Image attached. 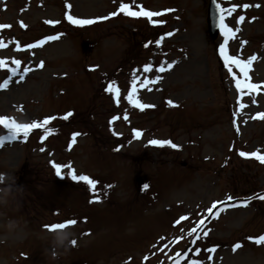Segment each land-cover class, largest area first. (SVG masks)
Returning a JSON list of instances; mask_svg holds the SVG:
<instances>
[{
	"label": "rangeland",
	"instance_id": "1",
	"mask_svg": "<svg viewBox=\"0 0 264 264\" xmlns=\"http://www.w3.org/2000/svg\"><path fill=\"white\" fill-rule=\"evenodd\" d=\"M122 1L0 0V25L10 26L0 29L6 45L0 48L5 62L0 82L9 81L0 89V116L18 123L74 112L72 120H65L70 125L41 143L36 137H19L0 147V172L13 173L17 185L24 186L18 206L0 205V264H264V244L249 239L264 234V200L237 207L219 204L215 218L206 211L229 196L235 202L264 194V164L238 154H264V119L256 117L264 113V0H218L222 7L249 4L224 21L234 30L239 27L229 39L228 53L242 60L256 57L247 74L261 87L242 93L236 92L219 57L222 35L214 42L207 35L208 0L132 1L135 10L139 4L149 11L171 10L153 17L164 20L155 26L144 17L131 24L117 22V17L103 25L73 26L64 16L105 17ZM239 15L245 19L237 26L234 18ZM167 32L173 35L157 48L155 39ZM56 33L63 35L25 47ZM149 41L150 52H144L141 45ZM13 59L21 61L15 74L10 71ZM161 62H166V71L156 73ZM145 63L152 65L149 73L142 70ZM25 67L30 71L21 81ZM133 70L140 78L137 98L153 110L134 113L124 99ZM233 73L238 75L235 67ZM157 75L161 79L155 84L139 87L145 77ZM111 80L120 88L117 107L104 90ZM238 97L246 107L233 116ZM125 113L132 115L128 122L116 119L110 131L108 121ZM70 127L83 133L71 148ZM134 128L142 133L138 139L129 136ZM151 139L171 140L179 147L154 146L148 143ZM50 161L70 164L76 174L95 179L99 201L89 203L94 194L87 185L73 181L67 168L57 176ZM138 177L147 188L137 186ZM181 216L186 219L179 220ZM10 218L18 221L13 231L6 227ZM67 218L77 220L68 226L76 243L53 257V230L45 225ZM202 219L204 227L188 235ZM236 243L240 247L233 251ZM211 248L215 251H205Z\"/></svg>",
	"mask_w": 264,
	"mask_h": 264
},
{
	"label": "snow or ice",
	"instance_id": "2",
	"mask_svg": "<svg viewBox=\"0 0 264 264\" xmlns=\"http://www.w3.org/2000/svg\"><path fill=\"white\" fill-rule=\"evenodd\" d=\"M213 3L215 4L217 11H218V28L220 30V33L223 37V42L219 44L218 52H219V57L223 60L225 68L228 69V73L231 76L232 80L234 81L235 89L237 93H242L245 89L248 92H254L257 90L261 85H258L256 83H252L250 81V78L248 77V68L251 62L256 59L255 56L248 57L246 60L240 59L237 55H230L228 53V42L230 38H233L235 35V32L239 31V27H236L235 30L233 27H230L227 23H225V18L226 16H231L232 13L236 12L237 7H242L244 9H247L249 7V4L244 3V4H232L230 7H222L220 3L217 2V0H213ZM66 8H70V5L66 4ZM135 8H138L139 10H133V6H131L128 3L121 2L119 4V7L108 14V16L105 17H97L94 19H82V18H77L73 15H70L68 12H65L64 16L67 22L73 26H86V25H92L96 23L98 20H106L110 17L117 16L119 13H123L125 16L128 17H133V18H140L144 17L147 18V21L149 24L156 25V24H163V20H153V17H160L163 15V12L171 11L170 9H165L163 11H149L146 10L145 8L141 7L140 5H135ZM235 19V24L238 26L241 21H243L245 18L242 15H239L234 18ZM46 24H52L55 25L59 23V21H53V20H46L44 21ZM21 27H25L23 22H20ZM10 27L9 25H0V29L2 28H7ZM63 33H56L54 35H47L43 37V39H38L35 41V43H30L26 44V48H36L39 47L43 44H45L48 41H53L58 39ZM173 35L172 32H167L162 34L159 38L155 39L154 44L157 48L160 47L163 39L166 36H171ZM152 43V41H149L148 43H145L144 47L147 48L148 44ZM243 43V42H241ZM5 43L0 37V48L5 47ZM17 48H19V44H17ZM15 67L11 68L10 71L15 74L17 70L20 67L21 61L18 59H13L11 62ZM42 63L37 65V67H42ZM166 62H161L160 66L155 68L156 73H162L166 71V68L164 66ZM176 63V61H172L171 63H167V69H171L173 65ZM5 62L4 60H0V67H4ZM233 67H235L238 70V75L236 73H233ZM142 70L144 73H149L152 71V65L150 63H145L142 66ZM30 71L29 68L25 67L23 69V74L19 76V80H24L25 75ZM161 77L159 75L155 76L153 79L148 80L147 77H145L144 82L139 84V87L143 88L146 87L147 84H155L158 80H160ZM140 80L139 76L136 74V70H133L131 79H130V84L131 87L127 90V95L124 97V99L127 100L128 104L131 106H134L135 108L139 110H144L145 108L153 107V105L149 104H144L141 103L140 99L137 98V83ZM9 81L5 80L3 82H0V89L5 88L8 85ZM106 92H109L112 94V99L119 102V97H120V88L117 86L115 80H111L106 88L104 89ZM151 88H148V91H151ZM169 106H174L173 102L171 100L167 101ZM237 108L236 111L233 113V116H236L237 113L240 111L241 108L246 107V105L240 103L239 97L237 98ZM253 103L255 101L253 100ZM71 112H67L62 119L67 120L69 116H71ZM256 117L264 119V113H257ZM255 118V117H254ZM56 119V117H45L42 121H36L33 120L31 123H17L14 119L8 116H0V126H2L3 129L7 130V135H0V147H2L5 143V141L11 142L19 137H23L24 139H27L29 136V133L31 130L40 128L42 130V135L40 136L41 141L46 139V137L50 134L53 133L54 129L47 127L50 121ZM118 119V117L113 116L109 121V130L112 131L111 125L114 120ZM124 119L127 120L128 116L127 113L124 115ZM236 121L233 120V124L235 125ZM80 133L74 132L72 133V140L69 143V148H71V144L75 142V138L79 136ZM113 135H118L113 131ZM142 135L141 131L137 129L132 130V138L133 139H138ZM149 144L158 146V147H163V146H169L171 148H178L179 146L174 144L171 140H161V139H151L148 141ZM41 151H43V148H41ZM241 157L245 158H255L257 161H259L261 164H264V154H260L259 151H253V152H245V151H240L238 153ZM53 169H55V174L57 176H61V169L67 168L68 169V176L73 180V181H78V182H83L84 184L87 185L88 191L92 192L94 194V200H90L89 203L92 202H98L99 201V195H96V188H97V181L87 175L83 174H76L75 170L72 168L70 164H60L56 162L50 161ZM145 188L148 186L145 185ZM251 199H261L264 200V194H260L258 197H248L247 199H240L239 201H234V198L229 196L227 197V202L223 201H214L210 207L206 209L207 213L210 214V218H215L218 215V212H214V209L217 208L218 204H222L225 207H237V206H246L248 201ZM186 217L181 216L179 220H184ZM179 221H176L178 223ZM205 220H198L196 227L191 229L188 233V235L194 234L198 229L203 228L205 225ZM77 223V220L74 218H67L63 222L59 223H52L50 225H45L46 228L49 230H55V229H60V228H66L70 225H74ZM208 231L203 232V236H207ZM161 240L164 238L161 237ZM249 239H253L256 244H264V234L256 236V237H249ZM175 242V241H173ZM76 241H73V244L75 245ZM240 247L239 243H236L233 245V251H235L237 248ZM193 251L199 252V249H194ZM205 251L211 253L215 251V248L211 249H205ZM180 254H177V260L179 261ZM212 256H208V260L211 261ZM187 264H204L203 261L201 260H189Z\"/></svg>",
	"mask_w": 264,
	"mask_h": 264
},
{
	"label": "clouds",
	"instance_id": "3",
	"mask_svg": "<svg viewBox=\"0 0 264 264\" xmlns=\"http://www.w3.org/2000/svg\"><path fill=\"white\" fill-rule=\"evenodd\" d=\"M16 176L10 172H0V205H9L12 202L19 204V198L24 192L23 185H17ZM6 227L9 231H13L18 227L16 219H8ZM75 241L74 233L70 228L55 229L52 232L50 241L51 255L55 257L61 251H67ZM2 242V241H0Z\"/></svg>",
	"mask_w": 264,
	"mask_h": 264
},
{
	"label": "water",
	"instance_id": "4",
	"mask_svg": "<svg viewBox=\"0 0 264 264\" xmlns=\"http://www.w3.org/2000/svg\"><path fill=\"white\" fill-rule=\"evenodd\" d=\"M208 12H209L208 32L210 33V36L215 39L218 31V11L215 4L213 3V0H210Z\"/></svg>",
	"mask_w": 264,
	"mask_h": 264
}]
</instances>
